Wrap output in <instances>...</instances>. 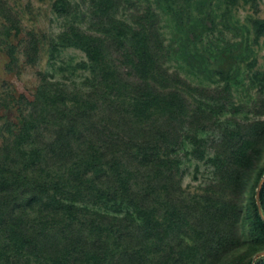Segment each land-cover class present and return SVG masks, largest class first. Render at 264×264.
<instances>
[{"label": "rangeland", "instance_id": "374dc122", "mask_svg": "<svg viewBox=\"0 0 264 264\" xmlns=\"http://www.w3.org/2000/svg\"><path fill=\"white\" fill-rule=\"evenodd\" d=\"M64 1L0 0V147L14 141L22 155L21 161H14L18 168L0 173V264H46L45 255H31L35 229L106 237L112 258L128 248L143 264H160L166 254L177 264L264 260V244L252 237L247 210L264 180L258 183L255 173L264 168V138L258 139L252 128L264 119V36H255L251 25L252 19L264 17V0H115L118 17L132 24L149 11L160 15L163 64L197 89L185 95L184 113L151 114L148 120L153 133L167 135L160 168L133 163L120 148H103L91 135L83 136L82 155L71 164H47V159L43 163L36 157L34 140L39 136L25 124H31V109L32 118L41 122L42 107L36 99L41 93L70 103H55L43 113L50 124L59 112L58 121L79 114V105L96 108L98 127L114 122L118 114L126 118L123 90L102 84V64L91 62L76 40L62 38L72 27L96 32L98 10L90 0H68L67 15H61L56 8ZM112 58L131 74L121 53ZM114 103L122 104L117 112L111 108ZM139 134L136 146L139 139L147 142L144 133ZM239 134L250 140L253 166L242 171V183L241 178L231 183V144ZM139 150L145 154L141 145ZM42 187L48 191L43 193ZM224 203L226 212L218 209ZM24 205L28 208L17 210ZM14 212L25 221L17 227L9 219ZM126 214L131 220L123 218ZM214 214H222L220 228L208 230L205 221ZM148 216L178 234L163 232L145 243L131 223L133 218L143 224ZM219 234L223 241L213 250ZM55 255L64 261L61 264H106L72 249Z\"/></svg>", "mask_w": 264, "mask_h": 264}, {"label": "trees", "instance_id": "16d2710c", "mask_svg": "<svg viewBox=\"0 0 264 264\" xmlns=\"http://www.w3.org/2000/svg\"><path fill=\"white\" fill-rule=\"evenodd\" d=\"M64 2L65 4L56 8L61 15H67V6L71 4L68 0ZM90 4L98 10L101 20L100 27L95 30L96 32L84 33L77 27H72L64 33L62 38L65 41L75 42L73 40H76V46L81 47L86 52L91 62L102 64L100 67L103 73L102 84L112 83L123 90L121 95L127 96L126 103L123 105L114 103L117 108L113 104L111 108L114 112H117L120 105L124 106L126 118L118 114L119 116H116L114 122H108L98 127L96 120L98 113L94 111L96 108L86 110L83 105H79V114L71 115L67 121H58L61 116L59 112L53 118V123L50 124L46 122L43 113L48 112V109L55 103H63L66 107H69L70 103L61 98L51 100L48 93H41L36 96L37 104L42 107L41 112H39L41 122L32 118L31 109L28 114V121L31 124L30 126L28 122L25 124L32 133H38L39 138H34V143L38 147L36 157L40 158L43 163L45 162L43 160L47 159L49 161L47 164L50 161L55 165L71 164L82 155L80 153L82 149L80 142L83 136L91 135L92 138L100 141L103 148H120L122 156L132 160L133 163H139L142 167L160 168L162 162L159 153L162 151L163 139H166L167 135L162 131L153 133L154 128L148 120L151 119V114L160 116L178 110L184 113L186 108L182 104L186 102L185 95H191V92L197 89L193 88L180 74L169 72L168 68L164 66L162 62L164 57L162 31L158 13L149 11L146 15L139 16V19L132 24L133 22L130 23L118 17V4L115 0H90ZM251 25L255 36H264V17L252 19ZM114 53H121L125 59L124 62L128 65L129 70L127 71H131V74L127 75L123 68L113 62L112 55ZM81 64L87 67L86 61L81 62ZM173 115L175 114L173 113ZM49 119L47 121H50ZM252 128L258 139L264 138V119L252 123ZM93 129L95 130L93 131ZM92 131L93 133L90 134ZM139 132L144 133L143 137L147 139V142L139 139L138 146H136L134 143H136ZM238 136V140H235L237 142L231 144L233 157L230 161L231 168L227 170V173H229L227 176H229V182L231 183L234 179L239 181L240 178L242 183V180L245 179L242 171H246V169L249 171L253 166L248 154L250 140L244 139L240 134ZM140 145L143 147L145 154H139ZM19 149V143L10 140L3 142V146L0 147L1 174L18 168L14 161H17V157L20 158L18 161H21L22 155L17 152ZM255 173L256 181L260 183L264 178V168L255 170ZM222 178L225 179L226 175L223 174ZM1 189H4L3 186H1ZM44 189L45 187H42L43 193L48 191V189ZM36 203L37 201L32 205L30 203L31 207ZM227 204H222L218 209L228 211ZM27 208L24 205L23 208L20 207L17 210ZM0 210L3 211V206H0ZM247 210L252 237L256 242L264 244V180L259 197H252ZM11 218L14 219L11 224L16 227L19 222H25L17 212L9 217V219ZM123 218L126 221L131 220L130 214H126ZM221 220L222 214L218 216L215 214L210 215L205 221V228L208 230L211 229V226H213V229L220 228ZM132 221H134L131 223L132 227L137 228V232L145 240V243L159 239L163 232L168 233V235L171 234L172 237L178 234L171 230L170 225L162 223L158 218L148 216L143 224L137 223L133 218ZM34 233L37 236L34 239L35 246H32L34 254L31 255L40 253L45 255L47 257L46 264H61V262H64L60 260L59 256L55 255L56 252L63 249H72L77 254H83L84 257L90 255L95 258V256H98L106 264H143L140 257L128 248H124L120 256L118 253L119 257L113 256L112 258L108 238L103 237L101 234L103 239L100 237L97 240L86 234L71 233L65 229L61 231L56 229H40L38 231L35 229ZM29 237L32 243L31 231ZM126 237L127 233L125 234ZM136 237L138 238V236ZM219 238H221L220 234L216 238L218 241H215V245L212 246L213 250L218 249L220 243H222L223 236L221 240ZM105 256L110 257V259L105 261ZM161 260L160 264H177V260L175 261L170 254H166ZM231 264L241 263L235 261ZM256 264H264V260H260Z\"/></svg>", "mask_w": 264, "mask_h": 264}]
</instances>
